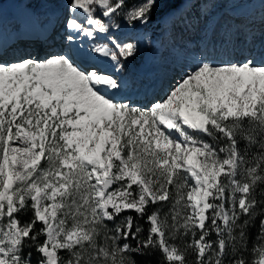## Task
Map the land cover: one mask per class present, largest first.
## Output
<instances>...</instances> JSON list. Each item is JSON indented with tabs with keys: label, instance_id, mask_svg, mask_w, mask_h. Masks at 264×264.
Wrapping results in <instances>:
<instances>
[{
	"label": "snow or ice",
	"instance_id": "snow-or-ice-1",
	"mask_svg": "<svg viewBox=\"0 0 264 264\" xmlns=\"http://www.w3.org/2000/svg\"><path fill=\"white\" fill-rule=\"evenodd\" d=\"M21 2L45 51L0 46V264H264V11ZM154 18L160 95L128 67Z\"/></svg>",
	"mask_w": 264,
	"mask_h": 264
},
{
	"label": "bare ground",
	"instance_id": "bare-ground-1",
	"mask_svg": "<svg viewBox=\"0 0 264 264\" xmlns=\"http://www.w3.org/2000/svg\"><path fill=\"white\" fill-rule=\"evenodd\" d=\"M3 5H4L3 9H2V11H0V18H1L0 19V25H1L0 26V46L9 49V51H11V49L15 48V47L24 48L25 46H27V48H30L33 51L36 50V51H38L39 54H41V52H42V54H43L45 49L39 43V40L36 38L38 35V32H39V24L33 16L29 15V10H26L27 7L25 6V4L23 2L17 1V0H5L3 2ZM39 11H43V9H39ZM241 11L244 12V9H242ZM250 13H251V11H249L246 14L250 19H252L251 18L252 14H250ZM4 16H7V22L6 23H4V22L2 23ZM252 20H254V19H252ZM17 22L20 23V26H18V27H17ZM11 29H15V30H13V32L10 33L9 31ZM17 41H19V44L16 43ZM156 44H158V43H156ZM157 46H159V45H157ZM145 48L148 49V47H145ZM162 50H163V55H165V49L162 48ZM156 56L158 57V59L152 58L151 59L152 61L151 60L145 61L144 62L145 64L143 63L144 65L142 67L137 68V69L135 68L133 70V72H141L147 76H155L159 82L158 87L155 89V92L157 95H160V94H162V91L167 87V84L168 85H169V83L171 84L174 79H171V77H169L168 79H167V77L164 78L165 75H163L161 77V75H160L161 67H159V69H157V70L153 67L151 68L152 62H157V61L160 62L161 61V58H159L160 54H158V55L156 54Z\"/></svg>",
	"mask_w": 264,
	"mask_h": 264
},
{
	"label": "rangeland",
	"instance_id": "rangeland-1",
	"mask_svg": "<svg viewBox=\"0 0 264 264\" xmlns=\"http://www.w3.org/2000/svg\"><path fill=\"white\" fill-rule=\"evenodd\" d=\"M5 0H3V2H4ZM17 1H21V0H17ZM34 7H35V9L37 8L38 10L39 9H42L41 8V6L40 5H34ZM26 10H28V8H26ZM249 11H251V13L250 14H252L251 15V18L252 19H254V21H255V23L257 24V26H258V24H259V17H260V14H261V12L262 11H264V9H262V7H261V3H260V0H249V4H248V6L244 9V12L245 13H248ZM220 12L221 13H228V14H231V12H232V10L230 9V8H224V9H222V10H220ZM14 14V13H13ZM254 15V16H253ZM254 17V18H253ZM1 19V18H0ZM6 23L7 22V16H4V19L2 20V23ZM1 26V25H0ZM18 26H20V23L19 22H17V27ZM20 28V27H19ZM18 29V28H17ZM13 30H15V29H11L9 32L10 33H12L13 32ZM145 30V32H148V33H151L152 34V36H153V39L156 41V43H158V44H156L155 43V45L154 46H147V45H141V52H140V55L139 56H137V58L135 59V60H133V61H131L130 62V64H129V70L131 71V72H133V70H134V68L132 67V63H134V64H136L137 66L136 67H142L145 63V61H147V60H151L152 58L154 59H158V57L156 56V54L158 55V54H160V57L159 58H161V61L159 62V61H157V62H152V66H151V68L153 67V68H155L156 70L157 69H159V67H161V65H162V53H163V50H162V48H164L165 49V55H164V57H166L167 58V60H169V61H171L172 59H173V56H172V54H171V51H170V49H169V41H168V38L166 37V36H164V35H161V28H160V21L158 20V19H156V18H154V22L153 23H151V24H149L148 26H147V28L146 29H144ZM9 36V35H8ZM11 37V36H10ZM188 37L187 36H185V37H183V38H179L178 39V41H177V43L178 44H182L183 42H184V40H186ZM162 45H161V44ZM157 45H159V46H157ZM163 46V47H162ZM145 47H148V49H146ZM24 48H27V46H25ZM35 52H37L38 53V51H36L35 50ZM41 54H42V52H41ZM155 57H154V56ZM153 56V57H152ZM170 57V58H169ZM152 61V60H151ZM150 61V62H151ZM149 62V63H150ZM138 63V64H137ZM144 63V64H143ZM154 65V66H153ZM157 65V66H156ZM176 73H168V74H165V77L164 78H166L167 77V79L169 78V77H171V79H175V77H176ZM161 78V77H160ZM171 84L169 83V85L167 84V87H169ZM166 87V88H167ZM162 93H163V91H162Z\"/></svg>",
	"mask_w": 264,
	"mask_h": 264
},
{
	"label": "trees",
	"instance_id": "trees-1",
	"mask_svg": "<svg viewBox=\"0 0 264 264\" xmlns=\"http://www.w3.org/2000/svg\"><path fill=\"white\" fill-rule=\"evenodd\" d=\"M253 234H255V229H253ZM35 253H33V258L35 259ZM160 253L156 252L153 256H136L135 259L139 262V264H158L160 260Z\"/></svg>",
	"mask_w": 264,
	"mask_h": 264
}]
</instances>
